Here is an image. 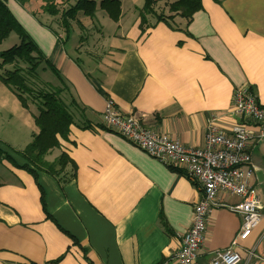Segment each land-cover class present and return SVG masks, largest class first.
Masks as SVG:
<instances>
[{
	"label": "crops",
	"instance_id": "1",
	"mask_svg": "<svg viewBox=\"0 0 264 264\" xmlns=\"http://www.w3.org/2000/svg\"><path fill=\"white\" fill-rule=\"evenodd\" d=\"M35 1L29 2L33 8ZM120 1L118 20L98 8L94 18L84 15L79 30L62 38L12 0L13 7L28 14L18 19L61 73L62 80L42 63L48 81L63 85L65 101L75 103L69 140L61 139L62 147L46 159L53 161L65 151L78 171L64 184L38 172L49 218L34 176L0 161V264H89L85 253L94 264H177L175 254L202 192L181 170L106 127L107 99L186 146L203 145L211 120L231 132L239 121L233 111L236 87L250 85L264 104V0H202V9L190 20L173 14L169 21H157L148 15L144 27L139 14L144 0ZM164 13L169 15V9ZM79 34L87 46L77 55ZM15 105L32 140L38 132L37 106ZM84 123L93 127H80ZM251 154L256 167L252 187L263 215L250 236L238 240L239 264H264V138L253 144ZM219 198L226 204L240 201L225 193ZM242 221L230 207H215L197 264H211L215 251L231 245Z\"/></svg>",
	"mask_w": 264,
	"mask_h": 264
},
{
	"label": "built area",
	"instance_id": "2",
	"mask_svg": "<svg viewBox=\"0 0 264 264\" xmlns=\"http://www.w3.org/2000/svg\"><path fill=\"white\" fill-rule=\"evenodd\" d=\"M233 104L239 121L231 132L222 130L211 120L206 126L203 145L186 146L166 132L145 126L137 115L122 112L113 99H107L103 112L106 127L166 165L181 170L202 192L194 207L192 225L182 235L181 247L175 254L177 264H197L215 207L226 205L241 214L243 221L231 245L215 251L211 264H239L243 256L238 240L247 239L262 218L263 203L252 187L256 167L251 147L264 138V104L250 85L236 87ZM220 193L238 196L240 201L223 203ZM253 254L250 252L251 256Z\"/></svg>",
	"mask_w": 264,
	"mask_h": 264
},
{
	"label": "trees",
	"instance_id": "3",
	"mask_svg": "<svg viewBox=\"0 0 264 264\" xmlns=\"http://www.w3.org/2000/svg\"><path fill=\"white\" fill-rule=\"evenodd\" d=\"M6 1L0 0V44L12 32L19 35L21 42L0 52V70H5L2 73L0 72V81L14 89L24 108H28L30 103H36L39 113L35 116L38 132L33 134V139L29 144L22 150L6 145L3 148V144H0V161L6 160L13 167L25 170L34 176L41 189L43 210L49 218H52L47 212L44 190L38 182V172L43 171L53 175L61 184L77 177V163L67 152H61L53 161H47L46 159L47 154L62 147L61 139L69 140L71 125L76 124L75 114L71 108L72 104L75 105V103L74 100L69 103L65 101L63 97L65 87L63 85L55 86L52 90L45 88L36 90L28 83L29 77L38 76V68L42 63H45L46 67L51 69L60 80H62V76L59 70L49 60L45 59V55L38 44L11 13ZM17 1L25 5L31 0ZM159 1L144 0L143 6L139 9L142 27L147 23L148 15H154L157 21H169V19H173V14H179L190 20L203 7L202 0H173L169 4L170 14L166 15L164 12H157L156 5ZM59 2V0H39L38 7L44 14L52 17L60 16L68 37H70L74 28L79 30L76 26L82 25L80 19L83 15L94 18L98 8L103 9L113 20H118L122 14L120 0H100L99 2L96 0H66L69 6L64 9L60 8ZM22 64H26L27 67ZM8 65L12 66V69H7ZM251 90L255 92L253 87H251ZM28 94L32 96L33 102L26 97ZM75 109L80 115L84 113V110L79 106ZM80 127L86 129L92 128L93 125L88 123ZM18 158L23 159L24 162L20 163ZM69 165L73 172L67 170ZM68 174L71 176L69 175L66 178ZM58 226L61 228L60 225ZM64 256V254L61 255L54 262L62 260ZM85 258L89 264H94L86 253ZM28 264L39 263L29 261Z\"/></svg>",
	"mask_w": 264,
	"mask_h": 264
},
{
	"label": "rangeland",
	"instance_id": "4",
	"mask_svg": "<svg viewBox=\"0 0 264 264\" xmlns=\"http://www.w3.org/2000/svg\"><path fill=\"white\" fill-rule=\"evenodd\" d=\"M17 1V0H16ZM38 1V2H37ZM34 2L36 5L35 8L31 7V5L27 2L25 5L18 3L26 10L28 14H30L32 17H39V20L44 19L47 23H49L51 26L55 28L56 31L59 32L62 38L64 36L66 37L65 28L62 25V21L60 19V16L52 17L48 14L43 15L44 13L39 10V0ZM59 6L61 9H64L65 7H68L69 5L66 3V0H59ZM97 1V0H96ZM173 0H160L156 5L157 12H165L169 9V4ZM7 6L11 10V13L18 19V16L20 17L21 21L23 18H26L28 16L25 15L26 13L21 11L17 7H13L12 0L6 1ZM84 17V15L82 16ZM87 19H90V17H87ZM19 20V19H18ZM19 20V22L21 23ZM22 24V23H21ZM23 25V24H22ZM23 28L26 27L23 25ZM76 30V28H74ZM80 32L83 35L84 29L81 26ZM83 37V36H82ZM89 35V39H90ZM80 44H78L77 55L81 53V49L84 48V46H87L85 43V38H81V35L79 34ZM21 42V39L19 35L16 32H12L7 38L3 40V42L0 44V52L3 50H6L10 47H12L15 44H19ZM1 61V59H0ZM23 66H26V64H22ZM44 66V64H41L38 69H41L38 72V76L29 77L28 83L36 90L40 89H53L55 84H50L48 81V76L45 75L43 69L41 68ZM7 69H12V66L8 65L6 67ZM5 70H0V72H4ZM50 76H52V71L48 72ZM47 82V83H46ZM59 85V84H57ZM56 85V86H57ZM26 95V94H25ZM28 99L33 102V98L31 95L28 94ZM15 103H19V105H22L20 99L15 94L14 89L10 87L7 84H4L0 81V141L3 145L10 146V147H17L20 148L19 150H22L26 147L27 144L31 141L32 137V131L28 123L20 117V111L17 110V107ZM36 104V103H35ZM37 106V104H36ZM37 108V107H36ZM34 110V109H33ZM38 110V108H37ZM26 113H29V115L33 118L30 111L25 110ZM14 113V115H11V113ZM34 120V118H33ZM56 159V158H55ZM54 159V160H55ZM73 172V170H71ZM70 174L66 178L69 177ZM71 176V175H70Z\"/></svg>",
	"mask_w": 264,
	"mask_h": 264
}]
</instances>
